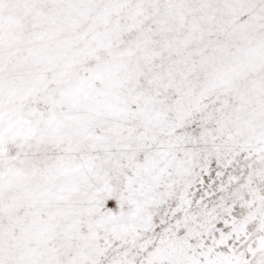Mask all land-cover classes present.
Returning <instances> with one entry per match:
<instances>
[{"label": "snow or ice", "instance_id": "6c2138e0", "mask_svg": "<svg viewBox=\"0 0 264 264\" xmlns=\"http://www.w3.org/2000/svg\"><path fill=\"white\" fill-rule=\"evenodd\" d=\"M0 264H264V0H0Z\"/></svg>", "mask_w": 264, "mask_h": 264}]
</instances>
